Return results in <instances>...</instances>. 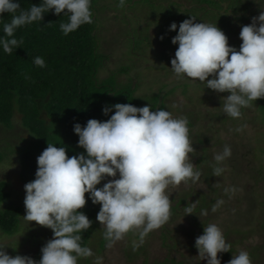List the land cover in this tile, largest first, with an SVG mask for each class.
<instances>
[{
    "label": "clouds",
    "instance_id": "obj_1",
    "mask_svg": "<svg viewBox=\"0 0 264 264\" xmlns=\"http://www.w3.org/2000/svg\"><path fill=\"white\" fill-rule=\"evenodd\" d=\"M127 2L118 0V6L124 8ZM91 3L41 0L39 5L24 9L18 0H0V20L5 13L10 17L0 29V49L6 54L18 49L23 41L16 38L17 30L43 21L47 13L67 17L60 24L63 35L76 32L93 23ZM196 19L191 16L179 25H170L169 31H178L171 41L178 46L171 71L176 79L203 83L218 94L227 93L221 98L220 108L227 117L239 120L242 109L264 99V8L250 25H241L239 49L229 45L217 25L197 23ZM33 64L46 66L40 56L33 58ZM113 108L114 114L106 121L89 119L85 126L74 125L78 147L84 153L69 157L65 147L48 143L37 157L35 179L24 186L26 214L22 225L29 227L35 222L51 229L53 238L41 248L39 261L30 256H11L5 250L8 247L0 243V264H78L80 259L92 257V250L81 244V233L92 227L80 211L87 203L86 195L94 205L101 206L96 219L102 225L107 247L131 234L138 238L133 241L135 251L150 233L169 221L170 188L200 179L201 173L190 162L194 148L187 118L174 117L164 109L153 110L150 104L136 107L118 103L104 107L103 114L109 116ZM246 127L243 124L235 131L242 132ZM231 155L228 145L214 155V176L224 173L222 165ZM229 192L236 189L226 188L225 194ZM224 203L217 200L212 212ZM195 207L196 203L184 207L185 216L193 215ZM207 215L206 209L201 210L200 216ZM195 247L202 261L221 264L220 254L231 252L232 245L217 224L209 223L196 238ZM94 264H102V258ZM228 264H252V260L248 251L240 250Z\"/></svg>",
    "mask_w": 264,
    "mask_h": 264
},
{
    "label": "trees",
    "instance_id": "obj_2",
    "mask_svg": "<svg viewBox=\"0 0 264 264\" xmlns=\"http://www.w3.org/2000/svg\"><path fill=\"white\" fill-rule=\"evenodd\" d=\"M100 1L92 0L91 3L93 23L81 26L76 32L68 36L63 35L60 30V24L66 22L67 17L64 15L58 17L54 13H47L43 21L17 30L16 38L23 41L18 49H14L11 54H6L0 49V144L2 145L1 150H3L0 151V164L7 158L15 156L12 159L16 158L20 163L19 177L24 186L35 179L38 167L37 157L47 148L48 143L57 144L58 148L65 147L69 157L84 153V150L78 147L79 137L74 133V125L79 123L81 126H85L89 119L106 121L111 114H114L115 110L113 108L112 113L105 116L102 111L104 107H111L118 103L144 107L151 102L153 110H165L166 108L164 102L160 103L159 106L156 105L157 101L161 99L159 94L149 97H135L136 88H133L130 83L124 84L119 81L120 76L126 73L124 68L117 72H107L106 77L101 76L103 70H107L105 66L109 56L106 53L107 51L104 50L101 38H99L101 18L97 13L104 8L100 5ZM115 1L117 7H119L118 0ZM155 1L161 3H154ZM191 1L200 2L202 5L173 0H128L126 6H135V8L137 6L142 8L159 7L161 13L158 14L160 10H155L152 11L151 16L155 15L159 17L158 19L162 18L164 25H161V27L170 28L173 22L179 25L184 20L191 19V16H194L197 18V23L204 22L217 25L228 37L229 45L237 49L242 43L239 38L241 25H250L252 18L259 15L261 7L264 8V0ZM18 2L21 8L27 9L31 4L39 5L41 0H18ZM164 2L168 4L165 6L163 5ZM183 3H185V10L177 14L173 13L172 6L179 7ZM225 3H227L226 8L224 7ZM186 4L188 7H186ZM206 5L212 8L207 10ZM119 9L121 8L119 7ZM203 11H206V13ZM9 19V15L5 13L3 20H0V29H2L3 22H7ZM157 23L159 24V22ZM173 33L177 35L178 31ZM0 35H3V33L0 32ZM168 40L172 44V38L165 37L166 43H168ZM143 44L144 39L135 38V40L130 41L132 47L143 46ZM37 56L45 60L46 66L44 68H39L33 64V58ZM165 56L162 55V58H165ZM169 95L170 93H166L163 98ZM145 98H148V101ZM221 106V102H219L218 110L220 114L217 116L219 119L221 118L220 121L225 123L231 118L221 112ZM187 113L190 116L185 118L189 122V137L194 148V151L190 153V162H193L194 170L199 171L201 176L196 182L189 181L188 188L182 187V196L170 198L171 208L168 222L171 223L176 220V216L180 215V211H184V207H187L188 204L196 203L193 215H189L191 217L188 218L198 220L197 224L194 223L198 230L196 232V229H193L189 235L190 245L188 249L198 251L195 247V240L203 234L204 226L209 224L214 216L221 215L223 208H231L229 202L233 200V195L236 192L225 194V189H236L237 187L233 183H236L247 169L250 170V176L256 181H258L257 176L264 181V159L254 152V155L253 153L249 154L252 160L250 162L249 158H245L246 155H243L242 160L239 158L234 160L241 164L238 166L239 168H236L235 177L226 178L224 173L219 177L214 176L213 166L215 161L212 153H210L211 147L206 145L209 140L213 141V139H200L198 137L195 139L191 129L195 126L200 113L198 114L197 109H187L185 114ZM246 113L249 114V124H255L256 117L254 113L258 114L261 122H264V99L253 101L251 107L242 109L241 118ZM16 115L20 116V128L28 136V140L25 142L16 130L13 131ZM240 119L231 120L236 121V124H238ZM235 149L237 148L234 147ZM251 150L253 149L249 148V151ZM256 150L264 155V147ZM245 160L248 161V164L250 162L247 169L244 167ZM226 182L228 184L230 182L229 186L224 185ZM199 183L205 184L204 190L198 187ZM9 186L7 180H0V237L3 235L13 236L20 232L23 226L25 227V225H22L25 206L9 203L11 198V193L8 191ZM181 186H183V183ZM220 199H223L225 203L213 213L212 206ZM246 200L248 204L246 209L242 210L240 208L235 212L238 219L233 221L234 228L237 225L249 226L258 222L259 225L256 227L264 229V211L259 214L256 209V207L264 206V197L262 204H256V199L253 196ZM86 201L85 207L80 211L87 215L92 222V227L81 233V244L88 247L94 242L93 235L97 230L96 217L101 206L94 205L87 195ZM234 202V209L236 210L240 206V199H236ZM203 209L208 211L207 216H200ZM199 216L202 218L199 219ZM34 226L38 227L37 225ZM26 228L30 232L34 231L27 225ZM240 230L233 229V232L240 235ZM223 233L226 241L232 247L231 252L222 253L219 258L227 261L232 259L233 254L239 252L236 247L243 244L245 237L233 238L230 231H224ZM168 234H170L168 227L162 226L160 237L164 246H168L166 243ZM28 239L38 242L34 233L28 236ZM106 243L107 241L103 239L100 242L101 248H104ZM141 248L142 245L139 244L135 250L137 251L136 254L140 253ZM263 250L264 246L259 245L249 249L248 253L252 264H264L261 259ZM145 264H148L146 260ZM155 264H158L157 260ZM160 264L184 263L177 261L176 258L168 259L167 257Z\"/></svg>",
    "mask_w": 264,
    "mask_h": 264
},
{
    "label": "rangeland",
    "instance_id": "obj_3",
    "mask_svg": "<svg viewBox=\"0 0 264 264\" xmlns=\"http://www.w3.org/2000/svg\"><path fill=\"white\" fill-rule=\"evenodd\" d=\"M173 1L202 5L200 2L191 0ZM154 3L161 2L155 1ZM167 4V2L163 3L165 6ZM100 5L104 8L97 13L101 18L99 38H101L103 47L105 48L104 50L107 51L106 53L109 56L105 66L107 70H103L102 77H106L107 72H117L121 68H124L126 73L120 76L119 81H122L124 84L130 83L133 88H136L135 97H149L154 94H159L161 99L157 101L156 105L159 106L160 103L164 102L166 104L165 110L169 111L174 117L190 116V112L185 114V110L197 109L200 117H198L195 126L191 129V133H193L195 139L196 137L200 139L212 138L213 141L209 140L206 145L211 147L210 153H212L213 157L216 153L222 152L225 145L231 147L232 155L223 165L226 178L235 177L236 168H239L238 166L241 165L240 163L238 164V161H234L235 158L242 160L241 157L246 155L245 158H249L251 162L252 160L249 154L253 153L254 155L255 152L264 159V155H261L260 151L256 150L257 148L264 147V122H261L258 114L254 113L256 117L254 125L249 124L248 113L240 119L238 124L231 119L223 123L220 121L221 118L219 119L217 116L220 114L218 103L221 102L223 94L206 89L203 83H192L191 81L179 80L174 77L171 71V59L174 58L178 46L170 44L169 40L166 43L165 37L174 38L176 34L169 31L168 27H161V25H164L161 17L158 19V16H151L152 11L155 10H160L158 14L161 13L159 7L142 8L137 6L135 8V6L130 7L128 5L124 9H119L115 0H101ZM186 7H188L187 4ZM205 7H208L207 10L212 8L209 5ZM224 7H227V3H225ZM172 8L175 14L183 12L185 10V3L179 7L172 6ZM203 12L206 13V11ZM161 37L164 38L161 39ZM135 38L144 39L143 46L138 45L137 47H132L130 41L135 40ZM162 55H166L165 58H162ZM166 93H170V95L163 98ZM225 94L228 95L227 93ZM145 99L148 101V98ZM147 104L152 105L151 102ZM20 124V116L16 115L14 117L15 128L13 131L16 130L20 138L25 142L28 140V136L22 131ZM243 124H246L247 127L242 132L235 131L236 128ZM1 146L0 144V151H3L1 150ZM234 147L237 149L234 150ZM249 148L254 151H249ZM12 157L15 156L7 158L0 164V180H7L9 182L10 186L8 187V191L11 193L9 203L25 206L24 199L26 192L19 177L20 163L16 158L12 159ZM245 162L244 167L247 169L250 166V162L249 164L248 161L245 160ZM249 173L250 170L247 169L243 174L244 176L242 175L239 180L237 179L238 181L236 183L240 186L233 183L237 188L236 194L233 195V200L229 202L231 203V208H223L221 215L214 216L210 222L217 224L223 232L230 231L233 238L245 237L243 244L236 247L239 251H249L250 248L258 247V245L264 246V229L257 228L259 225L258 222L249 226L237 225L234 228L233 221L238 219L235 216V212L240 208L242 210L246 209L248 206L246 199L253 196L256 199V204H262L261 202L264 197V181L259 179L258 176V181H256ZM103 183L101 184L102 186ZM229 184L226 182L224 185L229 186ZM182 187L188 188V185L183 184V186L171 187L169 190L170 198L173 196H182ZM198 187L204 190L205 184L199 183ZM236 199H240V206L235 210L234 201ZM256 209L257 213L260 214L264 211V206L256 207ZM179 214L176 216V220L165 224L170 232L166 236L168 246H164L161 240V227L153 231L150 237L145 238V241L141 244V251L138 254H136L137 251H133V241L138 238L131 234L126 236L124 240L114 244L111 248L107 247V243L104 248H101L100 242L104 237L102 225L97 220V230L95 235H93L94 242L88 246L94 255L89 258L80 259L78 264H94L98 257L102 258V264H145V260L148 264H155L156 260L160 264L167 257L168 259L176 258L177 261H182L184 264H207L206 260L202 261L198 257V251L188 249L190 245L189 235L193 229H196L195 231L197 232L198 227L194 223L197 224L198 220L188 218L191 216H185L184 211H180ZM201 218L199 217V219ZM34 225H36L35 222H32L29 226L34 231H28L25 225L20 232L13 236L3 235L0 237V243L8 247L5 250L9 255L30 256L39 261L41 258V248L53 238L54 234L51 229L39 225L35 227ZM233 229H241V234L237 235V233L233 232ZM33 233L37 238V243L28 239V236H31ZM175 241L177 242L174 244ZM235 254H238V252ZM261 256L264 262V250ZM229 261V259L227 261L221 259V264H228Z\"/></svg>",
    "mask_w": 264,
    "mask_h": 264
}]
</instances>
